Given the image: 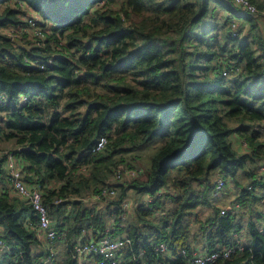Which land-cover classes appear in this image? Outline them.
I'll return each mask as SVG.
<instances>
[{"label":"trees","instance_id":"1","mask_svg":"<svg viewBox=\"0 0 264 264\" xmlns=\"http://www.w3.org/2000/svg\"><path fill=\"white\" fill-rule=\"evenodd\" d=\"M7 1L0 0V143L13 139L6 149L24 159V180L42 187L53 226L66 232L64 264L76 263L73 244L83 229L96 238L108 224L116 226L111 235L124 232L131 241L125 257L136 258L126 264H187L186 218L200 221L195 209L210 205L217 178L223 188L232 179L241 201L257 199L255 190L264 189V27L261 35L254 19L262 18L264 0H250L260 15L224 0H22L44 37L17 35L29 50L1 30L24 21ZM231 17L251 21L247 34L241 22L232 34ZM101 135L106 143L95 151ZM237 135L247 151L235 149ZM157 138L146 162L132 167L124 154L134 160ZM3 160L0 264H35L41 254L25 219L37 216L11 194ZM118 164L138 175L114 180ZM104 185L115 195L86 199ZM67 208L74 214L65 225ZM200 223L206 250L239 243L231 211L216 207ZM247 232L242 251L211 264H264V232L253 222ZM160 241L185 254L156 252Z\"/></svg>","mask_w":264,"mask_h":264},{"label":"built area","instance_id":"2","mask_svg":"<svg viewBox=\"0 0 264 264\" xmlns=\"http://www.w3.org/2000/svg\"><path fill=\"white\" fill-rule=\"evenodd\" d=\"M231 5L234 10L241 8L254 15H260L257 11L256 5L250 0H224ZM6 4H12L17 6L23 11V22L16 26L7 25L2 27L1 30L10 35V37H17L22 34L25 37H29L32 40L37 41L39 38H44L40 27L37 25L38 15L22 0H8ZM240 21L231 17L229 26L233 35L238 32ZM41 39V40H42ZM37 43H40L37 41ZM40 68L44 67V63L38 64ZM4 99L3 93H0V102ZM106 143V137L101 135L95 142L94 150L98 151ZM245 144L244 141H242ZM0 155L4 157L3 167L5 174L9 180V185L12 192L27 203L35 212L37 219L33 223L26 219V224L33 228L35 237L39 241L44 243V251L37 259L35 264H54L58 242H62L65 239L66 232L64 230H57L48 215L47 207L43 203L42 187L38 184H29L23 178L22 159L17 157L15 153L10 149L0 148ZM139 172V169L130 168L122 164H118L115 168L113 179L120 180L122 178H132ZM260 172L264 176V164L260 166ZM224 186L222 178L215 180L214 189L211 192V197H215L220 194L221 189ZM161 190H158L160 192ZM116 190L113 187L104 185L98 193L90 196V198H100L101 196L112 197L115 195ZM83 198V197H81ZM151 196L146 195L145 200H151ZM60 200V199H58ZM132 203L130 200L125 199L121 203L123 210H129ZM224 208H220V213H224ZM120 216L125 217L124 213ZM116 229L114 224H108L105 230L98 236H92L86 241L77 240L73 244V256L76 261L83 259L86 256L99 257L100 264H126L129 261H134L136 256L125 257V252L130 248L131 241L125 234L111 235L110 232ZM7 248L6 244L0 238V252ZM155 251L160 253H171L177 248L176 245L169 244L164 241H160L155 246ZM244 249V244L239 242L236 245H227L218 247L213 250H205L203 253H192L187 264H211L217 259L228 258L231 254L240 252ZM182 254H185L183 248L179 249Z\"/></svg>","mask_w":264,"mask_h":264},{"label":"crops","instance_id":"3","mask_svg":"<svg viewBox=\"0 0 264 264\" xmlns=\"http://www.w3.org/2000/svg\"><path fill=\"white\" fill-rule=\"evenodd\" d=\"M261 11L263 13L262 18L259 19L258 21H256V19H254L255 20L254 23L257 24V28L260 29L261 35H263L262 31H263V27H264V9ZM239 21L242 23V30H241L240 34L241 35L247 34V31L251 25V21L247 20L244 17L239 18ZM262 24H263V26H262ZM263 38H264V35H263ZM234 140H235V142H234L235 149L238 152L247 151L248 146H247V144L242 143V141H245L243 138H240L237 135V138L235 137ZM4 142L6 143L7 147H9V148L13 147L14 141L12 138L5 139ZM159 142H160V140H158V143ZM19 158H21V157H19ZM22 162H24V159H22ZM257 172H258V170H257ZM31 175L34 176V174L32 172L30 173V176ZM257 175H259V174L257 173ZM32 178H34V177H32ZM125 179L128 180L131 178H125ZM28 182H29V184L32 183L30 181H28ZM60 182H61L60 180H58L57 182H56V180H50L48 186H52V187H53V185L59 186L61 184ZM225 184L226 185L228 184L230 186V188L227 189L229 191H227L226 189L223 188V190L220 191L219 195H217L215 197L209 196V199L211 200L213 198H217V197L219 198L223 194V192H224V194L231 193L230 195L233 197V201H231V204L226 206L225 204L221 203L219 205L218 209L223 207L225 211L231 210L233 220L236 223L235 229L232 230V236H233V238L237 239L238 242H241L242 244L246 245V244H248L247 224L249 222H253L255 224V226L258 228V230L264 232V189L260 190V193L257 194V196H258V197H256L257 199H254L252 201H248V200L244 199V201H241L239 199V193H240L239 188L237 186H235L232 179L226 178ZM242 185H244V184H242ZM11 194L15 195L12 192V190H11ZM130 195H132V193H130ZM146 195L147 194L142 195L141 199L145 200ZM71 198L72 197H70V199ZM86 199H88L92 203H95L97 200L96 198H90V197H87ZM128 200H130L132 203V199L128 198ZM259 203H260V205H259ZM195 210L199 213L200 221H204L207 219L208 216H210L207 214L208 213L207 211H204V208H197L196 207ZM249 212H252V214H249L250 217H248L246 219V215ZM73 214H74V211L71 208H67V214L66 215L68 216V218H67V221L64 222L65 225H68L72 222ZM26 219H30V217L26 216ZM26 219H25V221H26ZM200 221L195 220V217L191 216V215L187 216V218H186V222L188 224V228H189V232H190L189 245L192 247V252H194V253L205 252V250H206L205 245H207V240H206V237L204 236L205 231L201 230V225H202L201 223L202 222L200 223ZM92 236H94V235H93L91 230L88 231V230L83 229L81 231V233L79 234V236L76 238V240L86 241L89 238H91ZM37 241H38V243H37L35 251L38 254H42L44 251L45 245L43 242L39 241L38 239H37ZM56 247H57L56 248L57 249L56 258L58 255H61V258H62L61 262H62V264H64L63 262H64L65 258L67 257V253H66L67 248L65 247V243L64 242H58L56 244ZM97 259H98L97 257L86 256L83 259L76 261V263H74V264H94ZM55 263L58 264V262L56 260H55Z\"/></svg>","mask_w":264,"mask_h":264},{"label":"rangeland","instance_id":"4","mask_svg":"<svg viewBox=\"0 0 264 264\" xmlns=\"http://www.w3.org/2000/svg\"><path fill=\"white\" fill-rule=\"evenodd\" d=\"M217 10H218L217 18L219 20L218 22L219 23H222V13H221L222 10L220 8H218ZM217 32H218V30H217ZM158 140H160V139L157 138V139H155V141L151 142L149 144V146H146V148L138 150L136 152L138 155H137V157L134 160L130 158V155H132V154L129 153V152H126V154H124V157L127 158V159H129V162L132 164L131 165L132 167L140 166L141 163L146 162V159L148 157V154L151 153L153 151V149L157 146ZM0 148L6 149L8 147L6 146V143L3 142V143H0ZM125 165L128 166V164H126V163H125ZM241 180H242V183L243 184H244V180L246 181V179H243V178ZM57 181L58 180H56V182ZM229 188H230V186L228 184L224 187V189H226V190L229 189ZM260 190H263V189L257 188L255 190V193L256 194H259L260 193ZM227 191H229V190H227ZM230 194L231 193L224 194V192H223V194L219 198L217 197V198L211 199L210 200V205L198 206L197 208H204V211H207L208 212L207 213L208 215H212L214 213V208L217 207V209H218V207H219V205L221 203L225 204L226 206H228V205L231 204V201H233V197ZM259 205H260V203H259ZM229 211H231V210H229ZM249 214H252V212L247 213L246 219L248 217H250ZM121 234H124V232H121ZM61 260H62L61 255H58L57 258H56V261L58 262V264H62Z\"/></svg>","mask_w":264,"mask_h":264},{"label":"water","instance_id":"5","mask_svg":"<svg viewBox=\"0 0 264 264\" xmlns=\"http://www.w3.org/2000/svg\"><path fill=\"white\" fill-rule=\"evenodd\" d=\"M13 42H15L19 47L29 50V45L25 42H22L19 38L13 37Z\"/></svg>","mask_w":264,"mask_h":264}]
</instances>
